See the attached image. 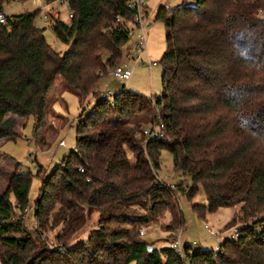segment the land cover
<instances>
[{"label": "trees", "instance_id": "1", "mask_svg": "<svg viewBox=\"0 0 264 264\" xmlns=\"http://www.w3.org/2000/svg\"><path fill=\"white\" fill-rule=\"evenodd\" d=\"M11 1L0 0V12ZM128 1L67 0L73 18L53 24L69 45L64 53L37 27L39 11L0 22V141L20 136L17 117L33 116L38 134L58 79L81 103L97 97L81 116L74 150L49 176L38 169L42 182L33 205L32 173L17 166L10 174L0 194L1 264H264V0L162 6L161 96L123 86L99 99L101 79L120 64L132 35L127 21L136 10ZM157 124L164 126L163 137L137 136ZM164 150L192 185L159 177ZM201 188L206 204H193L200 218L236 207L229 226L243 223L221 253L190 247L182 258L169 245L156 248L140 237V225L166 215L163 228L178 231L184 226L178 195L192 201ZM30 208L34 231L25 223ZM94 210L99 230L69 247Z\"/></svg>", "mask_w": 264, "mask_h": 264}, {"label": "rangeland", "instance_id": "2", "mask_svg": "<svg viewBox=\"0 0 264 264\" xmlns=\"http://www.w3.org/2000/svg\"><path fill=\"white\" fill-rule=\"evenodd\" d=\"M145 7L142 14L145 19V40L147 50L137 59L136 42L143 34L142 29L133 20L127 21L132 29L129 42L123 48V57L118 66L131 71L128 80L115 78L111 73L104 76L99 84L97 96L101 94L114 95L125 85L127 89L135 90L148 96H161L163 91L164 67L161 59L167 49L166 30L163 21L157 19L158 11L162 6L176 7L183 2L191 4L192 0H144ZM45 0H13L6 4L3 12L6 15H16L25 12H38L36 18L37 27L44 29L47 42L54 50L64 53L69 45L62 42L53 30L55 22L52 15L47 13ZM51 7H58L60 16L56 20L70 22V11L67 3L54 2ZM109 53L104 51L103 58L106 60ZM151 62H157L152 65ZM64 84L58 79L52 87L47 97L46 120L42 129L35 134V119L17 117V131L20 136L0 141V151L7 155L0 157V194L3 193L9 182L10 174L17 168L23 172L32 173V184L30 188V203L33 205L38 197L42 178L37 175L38 169L42 166L43 176H49L63 159L75 148L77 126L81 116L85 118L94 108L97 97L90 95L83 103L79 97L63 89ZM131 161L134 158L130 155ZM159 177L169 185L181 184L192 185L190 177L176 171L173 165L172 154L164 150L160 157V168L157 170ZM177 201L184 218V226L181 230L184 241L196 242L195 248L214 250L217 246L216 237L218 233L222 240H225L234 226L242 225L237 222L231 224L237 211L236 207H222L217 211L208 213L206 217L200 218L193 210V204H206V196L201 188L198 194L190 201L183 195H178ZM99 214L92 211L86 226L68 242L69 247H74L82 242H86L90 235L99 230ZM170 216L166 215L164 220L155 219L140 225L139 230H147L144 238L156 248L169 245L172 237L179 234V230L173 235L163 228V223H168ZM25 223L29 231H34L36 223L33 216V208H30L25 217ZM206 225L210 227L207 229ZM116 226V224H112ZM140 235V233H139ZM1 264V262H0Z\"/></svg>", "mask_w": 264, "mask_h": 264}, {"label": "built area", "instance_id": "3", "mask_svg": "<svg viewBox=\"0 0 264 264\" xmlns=\"http://www.w3.org/2000/svg\"><path fill=\"white\" fill-rule=\"evenodd\" d=\"M56 2H60V3H67V0H57ZM45 8L44 10L49 13L50 15H52L53 18H58L60 16V11L58 7H51V5L54 3H49L47 2V0H45ZM127 6L130 9H135L136 13L134 16L133 21L138 24V26L142 29V35L140 36L139 41L136 42V54H137V59H139L143 53L147 50V43L145 40V19L143 17L142 11L143 8L145 7V1L144 0H129L127 2ZM70 11V19L73 18V12L71 11V9L69 8ZM7 21V17L6 14L2 11L0 12V22L1 23H6ZM152 65H156L157 62H151ZM111 74L117 78V79H121V80H128L131 76V71L129 70H125L123 69L121 66H117L116 68H114L111 71ZM112 96V93L106 95V94H101L99 99L101 98H109ZM164 126L162 124H157V125H151L148 127L143 128L141 131L138 132L137 136L139 138H145L146 141H150V140H154L160 137L164 136ZM207 229L210 230V227L208 225H206ZM241 230V225H237L234 226L230 232V234L228 235V237L225 240H222L220 238V236L218 235V233H214L216 237V242H217V246L214 249L215 253H221L223 250V243L228 240V241H232L234 239H236L239 235V232ZM147 230L145 229H141L139 231L140 236L144 237L147 234ZM181 230H179V234L177 236H174L171 238V240L169 241V247L173 250H175L177 252L178 255H180L182 258L185 257V249L186 248H190V247H195V245H197V243L194 242H190V241H184L182 239V235H181ZM191 251V250H190ZM192 252V251H191Z\"/></svg>", "mask_w": 264, "mask_h": 264}, {"label": "water", "instance_id": "4", "mask_svg": "<svg viewBox=\"0 0 264 264\" xmlns=\"http://www.w3.org/2000/svg\"><path fill=\"white\" fill-rule=\"evenodd\" d=\"M149 250H152V247H149Z\"/></svg>", "mask_w": 264, "mask_h": 264}, {"label": "crops", "instance_id": "5", "mask_svg": "<svg viewBox=\"0 0 264 264\" xmlns=\"http://www.w3.org/2000/svg\"><path fill=\"white\" fill-rule=\"evenodd\" d=\"M124 86H125V85H124ZM121 88H122V87H121ZM121 88H120V89H121ZM98 92H99V91H98Z\"/></svg>", "mask_w": 264, "mask_h": 264}]
</instances>
